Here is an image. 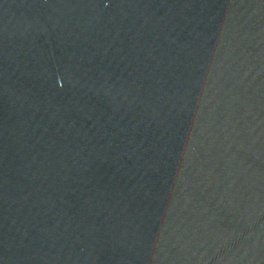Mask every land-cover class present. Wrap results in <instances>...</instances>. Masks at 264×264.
Listing matches in <instances>:
<instances>
[{"label": "water", "instance_id": "1", "mask_svg": "<svg viewBox=\"0 0 264 264\" xmlns=\"http://www.w3.org/2000/svg\"><path fill=\"white\" fill-rule=\"evenodd\" d=\"M0 264H264V0H0Z\"/></svg>", "mask_w": 264, "mask_h": 264}]
</instances>
